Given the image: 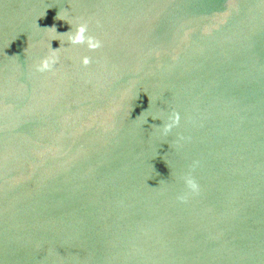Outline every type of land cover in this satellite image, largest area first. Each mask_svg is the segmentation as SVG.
<instances>
[{"label": "water", "instance_id": "obj_1", "mask_svg": "<svg viewBox=\"0 0 264 264\" xmlns=\"http://www.w3.org/2000/svg\"><path fill=\"white\" fill-rule=\"evenodd\" d=\"M0 264H264V0H0Z\"/></svg>", "mask_w": 264, "mask_h": 264}, {"label": "clouds", "instance_id": "obj_2", "mask_svg": "<svg viewBox=\"0 0 264 264\" xmlns=\"http://www.w3.org/2000/svg\"><path fill=\"white\" fill-rule=\"evenodd\" d=\"M56 19L64 20L63 18L60 17L59 13L56 16ZM66 22L69 25H71V30L63 34H58L55 26L50 28H44V29H51L56 33V36H53L49 40L48 53L45 56L39 58L33 64V68L36 73H46V72L55 73V71L57 70V65L61 63V50L62 49L64 51L68 50L65 47V43H67L70 46L85 45L89 51H96L103 47V41L99 39L97 36L90 34L89 23L87 21H80L75 25H73L70 21H66ZM60 36H65L66 40L59 39ZM52 40H59L60 47L57 49H53L51 47ZM80 62L84 67H87L89 64L92 63V58L85 55L80 58ZM151 117L154 120L159 119V117L157 116H151ZM147 118L145 119V123H147ZM180 120H181L180 114L178 112H172L167 116V119L164 121V123L161 126L152 125V127L159 129L161 135L167 137L174 128L179 127ZM186 139L190 140L191 138L190 137L186 138L182 135L178 136V141L186 140ZM198 165H199V161H193L192 164L189 166L190 171L180 177V179L183 181L187 189V192L177 196V199L182 203H186L189 197L192 195H199L200 186L196 181L195 177L192 175V171H194L195 168L198 167Z\"/></svg>", "mask_w": 264, "mask_h": 264}]
</instances>
